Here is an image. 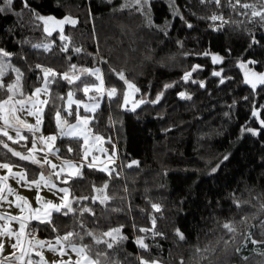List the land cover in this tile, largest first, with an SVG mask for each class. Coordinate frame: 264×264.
<instances>
[{"label": "trees", "instance_id": "trees-1", "mask_svg": "<svg viewBox=\"0 0 264 264\" xmlns=\"http://www.w3.org/2000/svg\"><path fill=\"white\" fill-rule=\"evenodd\" d=\"M130 3L13 0L9 6L0 0V103L46 86L42 131L57 136L60 157L79 160L84 144L58 135L57 119H76L74 108L65 111L68 92L82 100L99 97L83 91L96 82L91 70L99 66L106 94L91 128L116 144L119 158L108 173L81 165L66 184L70 199L86 200L74 202L72 212H54L50 226L29 221L27 231L35 241L71 232L62 242L81 246L98 264H264V85L256 78L264 75V20L252 16L264 13V0H220L219 6L150 0L151 24ZM214 15L227 23L211 20ZM68 18L76 23H57ZM45 69L56 75L46 76ZM186 73L191 77L182 81ZM130 98L138 104L134 110ZM30 144L29 132L11 140L0 133V162L22 166L33 179L46 168L14 155L31 156ZM225 223L235 231L226 232ZM115 229L119 233L104 235Z\"/></svg>", "mask_w": 264, "mask_h": 264}, {"label": "crops", "instance_id": "crops-1", "mask_svg": "<svg viewBox=\"0 0 264 264\" xmlns=\"http://www.w3.org/2000/svg\"><path fill=\"white\" fill-rule=\"evenodd\" d=\"M93 72L96 75H92ZM91 75L96 82L85 86L89 89L85 93L94 91L99 94V97L82 100L76 98L72 92H68L64 105L65 111L68 112L74 108L76 119L68 124H65L61 117L57 119L58 135L78 138L84 144V153L79 160L60 157L55 148L57 136L42 131L43 111L49 97V89L46 86L35 88L24 100L11 97L0 103V133L3 134L6 131L12 139H22L25 132H29L31 134L29 153L46 168V172L39 171L35 178L29 179L22 166L0 162V233H3L0 234V243L4 245L3 250L0 251V261L4 264H61V262L71 264L73 261L88 264L89 260L94 261L85 251L77 254L70 245L62 241L58 243V238L40 240L43 244L37 243L38 241H35L27 231V223L38 220L37 216L41 217L38 221L51 219L56 211L48 206L49 202L63 205L65 201L62 197L64 196H67L66 203L68 202L71 193L66 182L80 175L81 165L93 164L92 168L100 171L108 169L103 171L108 173L119 162L116 144L94 133L91 128L93 114L99 109L105 97L102 69L99 66L94 67ZM97 88L100 91H97ZM37 89L40 91L37 92ZM85 119L88 120L87 124L83 123ZM17 128L20 129L19 133L16 131ZM52 136L55 137L54 140L48 139ZM85 150H87L86 156ZM4 164L9 167H2ZM52 165L56 167L53 168ZM41 175L44 177L43 181L40 180ZM37 181L39 186L34 183ZM62 188L67 189V192H61ZM46 212L51 213L50 217H45ZM11 217H18V219L14 220ZM21 219L24 220V228L26 227L28 234L26 239H23L24 229L22 232L20 229ZM12 244H17V247H11ZM24 245L28 246L26 252ZM74 246L82 248L79 245ZM52 247H55L57 251H52Z\"/></svg>", "mask_w": 264, "mask_h": 264}, {"label": "snow or ice", "instance_id": "snow-or-ice-1", "mask_svg": "<svg viewBox=\"0 0 264 264\" xmlns=\"http://www.w3.org/2000/svg\"><path fill=\"white\" fill-rule=\"evenodd\" d=\"M5 2H6L9 6H11V4L13 3V0H5ZM22 2H24V3L26 4V0H22ZM134 2H135V5L138 6V10L141 11L142 13H144V14L148 17L149 23L151 24L150 14H149V13H146V9L149 7V2H150V0H134ZM211 2L217 4L218 6L220 5V0H211ZM228 3L231 4V0H228ZM26 6H27V5H26ZM231 6H232L233 8L235 7V5H231ZM243 7L247 8V7H251V6H250V5H243ZM4 10H5V9H4L3 7H0V12H3ZM177 14H178V13H177ZM252 16H253V17H255V16H260L261 20H264V13H262V12H253V13H252ZM37 18L40 19V20H45V19H46V18H44V17H42V16H38ZM47 19H52V18H47ZM210 19L213 20V21H217V20H219V21H221V23H227L226 21L223 20V17H222V16L218 17V16H215V15H214V16H212ZM57 23H59V24H64V23L75 24L76 21H75V20H72V19H70V18H68V19H65V20L58 21ZM152 26H155V25H152ZM188 26L191 27V25H188ZM262 27H264V25H262ZM61 39H66V38L63 37V36H61ZM250 40H252V37H250ZM252 43H254V44H259L260 41H258V40H252ZM75 51H76L77 53H79V52L81 51V49L77 48V49H75ZM4 55L6 56V55H8V54H7V53H4ZM205 55H208V53H205ZM211 58H212V60H213L214 62H219V61H221V59H222V58L219 57V56H212ZM251 63L255 64L256 61H251ZM239 66H240L241 68H245V67H246V65H245L244 63H241ZM198 68H199V66H196V68H194L193 70L195 71V70H197ZM44 73H45V75L47 76V75H49V74L51 73V70H49V69H45V70H44ZM51 75H52V76H55L56 74H55V73H51ZM92 75H96V73L93 72ZM214 75L217 76V77H220V76H221V73H220V72H215ZM253 75H255V74H253ZM190 77H191V73H186V74L182 77V81H187V80L190 79ZM119 78H120V80H124V79H125L124 76H123L122 74L120 75ZM256 78L258 79V81H259V83H260L261 85H264V75H259V76L256 77ZM63 79L66 80V81L71 82V81H70V78H69L68 75H64V76H63ZM247 82H248V83H251L253 88L256 87V84L253 83L251 80H249V81H247ZM0 87H3V85H0ZM128 87H129L130 89H134L135 86L129 83V84H128ZM164 87H165V89H167V88H171V87H173V85H165ZM96 90H97V91H100L99 88H97ZM135 90H136V91H139L138 89H135ZM262 90H264V89H262ZM36 91L39 92L40 89H37ZM83 91H84V92H88L89 89H88L87 87H85V88L83 89ZM115 92H116V89L113 88V89L110 90L109 95H113V94H115ZM180 95H181L182 97L184 96L183 93H181ZM69 97H71V93H69ZM161 98H162V94L157 95V97H156V101H155V102H159V100H160ZM139 103H154V101H140ZM126 104H127V100H125V105H126ZM137 106H138V104H134L132 110H134L135 107H137ZM85 107H87V106L85 105ZM58 115H59V114H57V116H58ZM253 115L255 116L256 114L254 113ZM6 122H7V121H6ZM38 122H39V121H38ZM83 123H84V124H87V123H88V120H87V119L83 120ZM260 124H261V125H264V120H261V121H260ZM29 127H31V126H29ZM16 131H17V133H19L20 129L17 128ZM248 131H251V130H248ZM261 131H264V128H262ZM253 134H258V133L253 132ZM3 135L6 136V137H8L9 140L12 139L11 136H8V133H7L6 131L3 132ZM48 139H50V140H54L55 137L52 136V137H49ZM85 139H87V137H85ZM96 139H100V137H96ZM5 147H7V145H5ZM68 150L71 151V149H68ZM14 155L17 156V157H20L22 160H29V159H32L34 163H37V164L40 163V161L35 160L34 157H31V156H22L20 152H15ZM86 155H87V150H85V156H86ZM225 159H227V157H225ZM45 163H47V161H45ZM134 163H135V162H134ZM86 166L89 167V168H92L94 165H93V164H87ZM2 167H4V168H8L9 165L4 164V165H2ZM52 167L55 168L56 166H55V165H52ZM129 167H131V165H129ZM102 171H108V169H102ZM212 171H216V169H213ZM40 180H41V181L44 180L43 175H41ZM34 183H36L37 186H39V181L34 182ZM60 191H61V192H67V189H63V188H62V189H60ZM17 199H21V198H20V197H17ZM62 200L65 201V203H64L63 205H55V204H52L51 202H49V205H48V206H49L51 209H54L56 212H60L62 207L67 208L68 211H72V209H71V205L68 204V203H66V201H67V196L62 197ZM101 202L103 203V201H101ZM236 206H237V207H240V204L237 202V203H236ZM152 207H153V208L155 209V211H157V212H160V211H161L159 205H153ZM86 211H90V210L86 209ZM64 214L67 215V212H65ZM44 215H45V217H50L51 213H50V212H46ZM11 219H14V220H15V219H18V217H11ZM36 219L39 220V219H41V217L37 216ZM47 224L50 226V225H51V221L48 220V221H47ZM153 224H155V218H153ZM24 226H25V224H24V220L21 219V222H20V229H21V232L23 231ZM222 227H223L224 230H226V232H229V233H233V232L235 231L234 226H233L231 223H225V224L222 225ZM51 230L55 232V228H52ZM140 230H141V231H149L148 229H140ZM119 231H120V229H115V230H113V231H110V232H108V233H105L104 235L111 237V236H113V232L119 233ZM0 234H3V233H0ZM152 234H153V235H156L157 233H155V232L153 231ZM72 235H73V234H72L71 232H69L67 235H65V236H63V237H58V243H59L60 241H67V240H69V238H70ZM87 235L91 236L92 234H91V233H87ZM176 235H177V238H178V239H180V240H183V239H184L183 234H182L179 230L176 231ZM121 239H125V237H121ZM249 239H250V235H249ZM17 240H19V237H17ZM37 243L43 244V242H41V241H38ZM97 243H101V241L98 240ZM103 243H105L106 248H108V249H111V248L113 247V244L110 243V242L103 241ZM137 243L141 246V248L147 249V247H148L146 244L143 243L142 240H137ZM225 243H227V241H225ZM253 243H255V241H253ZM3 247H4V245H3L2 243H0V251L3 250ZM11 247L16 248V247H17V244H12ZM70 247H72V250H73L74 252H77V254L83 253V252L85 251L84 248H76L74 245H70ZM51 250L54 251V252L57 251V249H56L55 247H52ZM201 251H205V252H207V251H209V250H208V249H204V250L197 249V252H201ZM237 251H238V249H237ZM100 255H102V253H98V254H97L98 257H99ZM5 259H7V258H5ZM16 259H18V258H16ZM0 264H4V262H3V261H0ZM61 264H65V262H61ZM71 264H80V261H73V262H71ZM88 264H98V261H91V260H89ZM139 264H150V262L147 261V260H143V261H140ZM151 264H158V262H156V261H152ZM181 264H183V262H181Z\"/></svg>", "mask_w": 264, "mask_h": 264}, {"label": "rangeland", "instance_id": "rangeland-1", "mask_svg": "<svg viewBox=\"0 0 264 264\" xmlns=\"http://www.w3.org/2000/svg\"><path fill=\"white\" fill-rule=\"evenodd\" d=\"M130 4H135L134 0H131V3ZM124 5V4H123ZM106 94V92L104 93ZM129 104H136V102H134V100H132V98L129 99ZM115 234V232H113V235ZM27 232H26V227L24 228V233H23V239H26L27 238ZM24 250L25 252L28 250V246H25L24 245Z\"/></svg>", "mask_w": 264, "mask_h": 264}, {"label": "water", "instance_id": "water-1", "mask_svg": "<svg viewBox=\"0 0 264 264\" xmlns=\"http://www.w3.org/2000/svg\"><path fill=\"white\" fill-rule=\"evenodd\" d=\"M86 200V198H72V199H69L68 200V204H70L71 205V209H73V204H74V202H76L77 200ZM67 212H72V211H68L67 210V208H64Z\"/></svg>", "mask_w": 264, "mask_h": 264}]
</instances>
